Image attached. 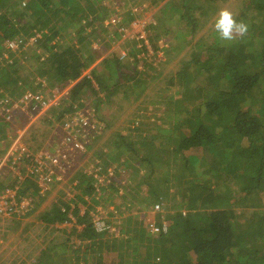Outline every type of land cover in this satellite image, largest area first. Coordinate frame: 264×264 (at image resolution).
<instances>
[{"label":"trees","instance_id":"1","mask_svg":"<svg viewBox=\"0 0 264 264\" xmlns=\"http://www.w3.org/2000/svg\"><path fill=\"white\" fill-rule=\"evenodd\" d=\"M144 1L155 5L165 1L157 11L158 20L179 21L183 39L164 50L167 59L161 57L157 64L147 61L146 45L132 41L126 56L113 52L85 74L99 51L110 46L109 38L105 39L108 23L101 22L113 12L107 2L0 0V55L9 50L14 37L28 40L39 33L34 48L52 50L48 61L52 73L44 64L35 69L41 77L47 76L49 86L57 82L63 89L73 83L66 99L74 102L86 94L101 122L103 103L118 104L117 110L131 107L155 83L151 81L157 75L152 78L151 72L182 51L192 40L189 36L201 33L179 70L166 81L168 86L155 83L160 99L153 103L145 98L148 104H162V110L147 116V123L136 120L134 132H118L114 140L106 141L105 149L98 148L87 171L79 170V192L92 205L81 213L76 203H86L81 195L60 198L40 213L0 264H264V0L242 1L236 19L249 24L250 30L233 42L221 41L213 23L207 26V19L224 0H140L137 4ZM141 9L119 10V15L128 22ZM95 22L100 30L94 28ZM151 22L146 29L156 52L159 29ZM76 25V36L84 35L77 46L68 43V33ZM93 35L102 45L98 49L90 44ZM7 64L0 59V99L36 91L34 69ZM20 71H26V76L21 77ZM85 85L90 92H83ZM174 85L175 92L168 94ZM145 111L151 112L149 107ZM63 112L58 110L53 119H60ZM10 121L0 116V155L7 149L4 139L15 134ZM31 133L38 131L33 128ZM76 154L79 159L88 157ZM19 171L26 175L24 167ZM63 173L60 170V177L46 184L34 179L33 173L22 180L19 194L31 201L26 214L38 209L44 199L39 197L66 179ZM4 185L0 182V189ZM175 197L181 199L178 205L171 203ZM101 202L106 203L109 216L100 219L109 226L97 229L90 209ZM155 204L160 209L152 212ZM125 210L133 213L125 216L127 224L122 225L114 216ZM72 217L80 227L60 225ZM19 220L17 215H0V234L6 236Z\"/></svg>","mask_w":264,"mask_h":264},{"label":"rangeland","instance_id":"2","mask_svg":"<svg viewBox=\"0 0 264 264\" xmlns=\"http://www.w3.org/2000/svg\"><path fill=\"white\" fill-rule=\"evenodd\" d=\"M134 1L136 2V4L134 7H132ZM134 1L132 0H100V3L107 2V4H109V6L112 5L113 8L118 11V13H119V10L125 11L128 8L130 9L132 8L136 9L137 7L140 9L142 8L141 12L140 13L137 12L136 15L130 18V20L133 19L134 17H138V13H139V15H141L139 18L145 19L147 23L148 22L150 23V21H152L151 24L156 25V27L159 29L158 31H159V36H160V38L157 40L158 50L153 53L148 52L151 54L150 55L148 54V56L147 54H145V56H147L146 57L147 61L149 62L153 61L154 64H157V62H162L161 57L162 58L164 57L165 59H167L165 57V54H163L164 50H166L167 47H169V45H172L174 43H179L181 39H183L182 36L180 35L181 30H178L179 21L174 22L173 24L172 20L170 22H166L165 20L160 21V19L158 20L156 14H159V12L157 11L159 10L160 6H162L165 1H162L160 4H156V5L149 3L150 1H146V2L144 1L143 3L141 2L142 4L141 3L137 4V2H139L140 0H134ZM242 1L243 0H224L223 2L218 4V7H217L218 9L216 13L213 15V17H211V20L210 18L207 19V23H208L207 26L210 23H214V19L217 13L222 8L230 9L235 14V16H237L241 12L240 8H241ZM95 23L96 24L94 28L96 30H100V26L97 24V22ZM180 25H181V22H180ZM77 29H78V25L74 26V31L70 30L68 33V36H69L68 43H70V45L77 46L80 41L83 42L82 40L84 39V35L77 37L76 36ZM106 33H108L109 35L105 39L109 38V43H111V45L99 51V54H98L99 58L95 59L93 63L97 60L98 61L95 62L94 64L91 63L93 67H95L96 64L100 62V60L103 57L109 56L113 52L116 54H119L120 56L122 54V51L123 52L127 51V49H129L127 47L130 46L131 44L130 43L131 40H127L124 37H121L119 33L114 31L113 28L108 29ZM200 34H201L200 32H196L193 36H189V41L192 39L191 42L188 43L183 48L182 51H180L179 53H176L175 55L173 54L171 59L167 60L168 62L162 63V65L164 66L159 68L160 72L158 70L154 71L153 73L151 72V74L153 75L152 78H154L157 75V79L151 82L158 83L160 86H164V85L165 87L168 86V83H166V81L171 76H174L176 72L179 70L180 65H181L180 61L185 60L186 57H188V54L192 50L191 49L192 45L196 43V40H198V37ZM37 35H39V33ZM29 37L30 39H28V41L30 40V42L24 48L26 49L25 51L27 52L22 53L24 49L21 51L19 50L14 51L12 49H9V50H5L0 55V59L4 58L10 66H14L18 63V66H19L18 69L23 68V66L28 67L29 69L31 68L32 70L34 69V75H36L35 83H34L36 85L34 86V89L36 91L34 92L36 93L38 97V100H36V102L28 101L23 104H20L21 103L20 100L23 97L24 93L26 91H29V90H26L19 97H11L10 95L5 94V97H2L0 99V116L5 117L7 120L12 119V121H10V125L15 127V134L8 135V137L4 139V142L5 143L7 142V149L10 146V144L20 134L21 135L20 142L22 144L37 148L38 150L36 151L51 150L55 146V144L63 138L65 134V128L62 127L63 117H64L63 115L65 113L67 114L68 112H70L72 110L73 105L78 107L81 103H83L84 105L82 107L83 112H85L89 117H93L94 119L96 118V120L98 121L97 123H99V126L97 129L90 128L88 131L89 134L84 139L86 141L85 149L87 150V152L85 153L88 154V157H85L84 159L77 158L78 154H76V150H75L76 144L75 143H74L75 145L73 144L71 145V143H69L68 146L62 145L63 148L68 150L69 156H71L69 160L70 161L69 168L63 169L64 170L63 174H66L65 175L66 179L63 182L59 183V185L53 188H50L51 190L50 193H47L45 196L42 195L41 197L38 198V199L40 198L41 199L44 198V199L43 200L40 199L41 200L40 206L38 207L37 210L32 211L29 214H26L28 210V206L31 204V201L29 199H28L29 202H28V206L26 207V210H24L23 207L20 208L21 211H20V214L18 215V217L20 218L19 223L12 226V228L8 230V234L6 236L5 234L4 235L0 234V262L4 259V257L7 254H9V252L14 247V245L18 243V241L21 240V237L23 236V234L32 227V224L39 219L40 213L50 209L52 205H54L60 198L63 197V199L65 198L73 199L77 196V194L81 195L86 200V203H82L81 201L76 202L80 205L81 213H83L87 209V207L92 205L90 198L84 194H80L79 192V186H80L79 181L81 178V177L80 178L78 177L79 170L81 168H83V172L88 170V167L93 163L91 159L93 160L94 158H96L95 157L96 155L98 156L97 150L99 151L98 148L100 146H102L103 149H105L106 145L108 144L106 143L107 140L109 141L114 140V138H116L117 133L120 131L122 133H129L130 130L135 127L136 120H141L143 123H147V118H148L147 116H150L153 113L157 115L159 113L158 108L159 110H162L163 108L162 104H160L159 106L157 104L152 105V104L146 103V100H145L146 98V99H149V101L154 103L155 100L160 99V97H156L160 95L157 92L158 87L154 89L155 83L150 85L148 89L143 92L142 96H140V99L137 102H134L131 107H128L126 109L121 108L120 110H117L118 104H113V106H109L103 103L102 108L99 109L100 110L99 115H101V117L104 119L102 122L97 119L96 114L94 113V110L92 109L91 103L86 102V99H87L86 94L80 96V97L85 96V98H82V100L81 98H78L74 102H72V100L68 101L69 97L66 99L67 97L66 95L64 99L61 98L62 99V102H61V99L56 98V97H59L58 95L54 96L56 91L60 89L58 88L59 83L54 82L55 84L54 86L47 85L45 81L47 76L44 75L41 77L40 73H38V71L35 69L36 66H40L44 64L45 68H47V71L52 73L51 71L52 69H50V64L48 65L49 57L51 56L52 50H48L47 48H43V47L34 48L37 38L36 36H33V37L29 36ZM89 38L90 40L92 39V41L90 42L91 45L93 44L92 46H95L98 48L102 46L101 43L98 42L97 39L96 40L93 39L94 35L93 37H89ZM65 42L67 41L65 40ZM143 55L144 54L140 53V56H143ZM20 63L22 64V66L20 65ZM89 71L90 69L87 68L84 70V73L90 74ZM25 72L26 71H20L19 75L21 77H24L26 76ZM152 78H148V79H152ZM40 81L42 82V84H40L39 86ZM176 88H177V85L170 86V90L168 91V94L174 93ZM62 91L64 90L62 89ZM90 91H91L90 87L88 85H85L83 92L88 93ZM11 101H12V104L10 106L6 105L8 103L10 104ZM146 107H149V110L151 112H146L145 111ZM60 109H64L66 112H63V114H61L60 119L55 121L53 117L55 113L57 114V111ZM150 118L155 119L153 117H150ZM49 120L51 122H49ZM132 121H135V122H132ZM150 121H153V120H150ZM73 123L74 124L78 123L77 117ZM91 125L92 124H89L87 128H89ZM33 128H35L38 131V133L36 135L31 133V136H30L29 130ZM103 131L104 133L98 139V134L102 133ZM71 132L76 133V128H74V125L71 128L70 133ZM5 149L3 151L6 152L7 149L6 150ZM0 157H2V155H0ZM3 173L4 175L0 179V182H3L4 184L12 182L13 176L11 175V171L8 167L7 169H5ZM205 173H206V170H205ZM170 191H173V190H170ZM61 193L64 196L61 195ZM105 202L95 204L93 208L96 210L93 211V208H92L90 209V213H92L94 216L105 215L108 217L109 212L107 213L106 211L107 208L105 209V205H106ZM172 202L174 205H178V203L181 202V199L180 197H175V199L171 201V203ZM74 203L75 202H71L72 205H74ZM108 207L109 209H111L109 205ZM238 208H241V206H238ZM251 210L252 208H249V212ZM245 211L246 210H243L242 212L244 214V217L246 216ZM136 212L138 211H135V213ZM132 213L133 211L128 212V210H125L123 214L122 213L121 214L118 213V215L115 214L114 218L119 220V222L122 223V225H125L127 224L125 220V216L132 214ZM151 216L150 218H152ZM241 220L244 221L243 219ZM65 225H66L65 226L66 228L72 227V223H66Z\"/></svg>","mask_w":264,"mask_h":264},{"label":"built area","instance_id":"3","mask_svg":"<svg viewBox=\"0 0 264 264\" xmlns=\"http://www.w3.org/2000/svg\"><path fill=\"white\" fill-rule=\"evenodd\" d=\"M110 22L119 32V35L121 37H124L125 39H129L131 41H138V46H141L142 43L147 49V52L153 53V45L151 44L150 38H149V32L146 29L147 22L145 19L135 17L133 18L129 24H124L118 14L112 15L109 19ZM109 24V23H108ZM117 32V33H118ZM30 40H24L21 36H16L13 39L9 40L8 47L9 49H12L14 51L21 49H24ZM128 48V47H127ZM128 50V49H127ZM127 51L123 52L120 55V57L126 56ZM151 53H148L149 55ZM73 84V83H72ZM72 84L66 86L62 89H59L56 91L54 96L58 95L59 97L56 98H63L67 95L69 88L72 86ZM58 89V88H57ZM38 100V97L35 92L29 90L26 91L23 95V97L20 100V104H23L25 102H36ZM63 126L65 128V134L61 140H59L55 146L49 150V151H43V150H33L29 146L24 145L20 142V134L19 136L10 144L7 151L0 157V179L3 172L7 167L9 169H12L13 173V179L12 182L7 183L8 185L2 187L0 189V215L1 216H7L12 217L13 215H19L21 211V207H23L24 210H26V207L28 206V200L23 198L19 194V189L21 188V182L22 180L27 176L29 173L35 174L34 179H36L39 183H44L52 181L54 177H60V170L63 172L65 166L68 164L71 156H69L68 150L63 148L62 145L68 146L69 143L71 145H75V150L79 152H87L85 149L86 141L84 140L87 135L89 134L88 131L90 128L97 129L99 126L98 121L96 118L89 117L85 112L82 110V106L76 107L73 105L72 110L65 113L63 115ZM76 117L78 119V123L74 124V120H76ZM77 122V121H75ZM89 124H92L89 128L87 126ZM76 128V133H73L71 131V128ZM83 130V131H82ZM87 131V132H86ZM75 143V144H74ZM27 159V160H26ZM28 163H30V167H28ZM66 164V165H65ZM65 165V166H64ZM25 168L26 175L21 174L19 171L22 168ZM30 175V174H29ZM57 175V176H54ZM31 176V175H30ZM5 187V188H4ZM48 187V186H45ZM160 209L159 204L154 205V209L152 212H156ZM99 216H95L94 222L96 224L97 229H104L108 227L105 223V221ZM66 223H72L73 225H78L76 223V219L72 217V221L61 223V226H66Z\"/></svg>","mask_w":264,"mask_h":264},{"label":"clouds","instance_id":"4","mask_svg":"<svg viewBox=\"0 0 264 264\" xmlns=\"http://www.w3.org/2000/svg\"><path fill=\"white\" fill-rule=\"evenodd\" d=\"M213 28L218 38L224 42H233L246 37L250 26L244 21H238L235 14L228 8H222L217 13Z\"/></svg>","mask_w":264,"mask_h":264},{"label":"crops","instance_id":"5","mask_svg":"<svg viewBox=\"0 0 264 264\" xmlns=\"http://www.w3.org/2000/svg\"><path fill=\"white\" fill-rule=\"evenodd\" d=\"M110 7L112 8L113 12H110V13H108V14H105L106 17H105L104 20H102L101 22H102V24H105V25H107L106 23H109V24L107 25V26H108L107 28H108V29H112V28L114 29L115 27H114L110 22H108V21H109L108 19H109L112 15H114L115 13L118 14V15H119V13H118L117 10H115V9L113 8L112 5H110ZM114 11H115V12H114ZM119 17H120L121 21H122L123 23H125V24H129L130 21L132 20V19H131V20H129L128 22H127V21L125 22V21H123V19H122V17H121L120 15H119ZM114 31L118 32L116 29H114ZM118 33H119V32H118ZM36 36H37V35H36ZM32 37H33V36H32ZM127 40H129V39H127ZM131 42H132V41H131ZM131 42H130V43H131ZM92 45H93V44H92ZM110 45H111V43H110ZM93 47L98 49V47H95V46H93ZM97 61H98V60H97ZM97 61H95V62H97ZM95 62H94V63H95ZM94 63H93V64H94ZM92 68H93V66L91 65L89 69L91 70Z\"/></svg>","mask_w":264,"mask_h":264}]
</instances>
